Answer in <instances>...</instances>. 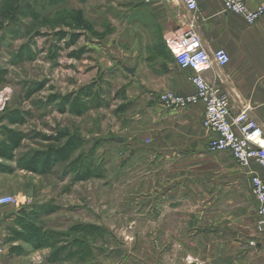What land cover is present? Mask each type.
<instances>
[{
    "label": "rangeland",
    "instance_id": "rangeland-1",
    "mask_svg": "<svg viewBox=\"0 0 264 264\" xmlns=\"http://www.w3.org/2000/svg\"><path fill=\"white\" fill-rule=\"evenodd\" d=\"M146 4L0 0V119L15 110L26 119L0 123V133L8 125L26 135L18 158L72 137L82 143L48 172L0 159L12 168L0 172V192L18 199L0 206V264H201L179 245L195 225L186 186L205 185L212 169L204 162L191 171L173 157L166 162L153 143L150 102L179 93L153 92L144 81L143 67L159 64L143 55L146 39L157 36ZM71 101L89 109L76 115ZM86 169L90 178L81 180ZM34 210L52 247L31 250L11 240V229H21L19 220ZM78 223L102 228L89 240L92 257L71 254L80 249L72 244ZM17 245L27 252L10 256ZM60 246L62 260H48Z\"/></svg>",
    "mask_w": 264,
    "mask_h": 264
},
{
    "label": "crops",
    "instance_id": "crops-1",
    "mask_svg": "<svg viewBox=\"0 0 264 264\" xmlns=\"http://www.w3.org/2000/svg\"><path fill=\"white\" fill-rule=\"evenodd\" d=\"M197 3L196 27L204 47L210 53L225 49L231 57L225 67L214 64L205 77L227 93L233 116L248 108L264 132V15L251 24L244 16L225 11L223 0ZM249 5L257 8L264 0H249ZM146 10L157 36L145 38L143 55L159 63L143 67L149 71L144 78L147 88L193 94V71L177 64L166 41L179 35L189 18L185 6L180 0H149ZM154 70L158 74H152ZM149 107L153 118L149 132L166 162L173 157L175 164L189 162L191 171L204 162L212 169L205 185L186 186L192 201L190 220L195 225L189 236L182 235L180 248L201 264H264V232L256 230L259 202L251 185L253 174L263 176L264 168L255 162L241 166L230 151L209 149L217 134L203 126V104L168 106L152 100Z\"/></svg>",
    "mask_w": 264,
    "mask_h": 264
},
{
    "label": "built area",
    "instance_id": "built-area-1",
    "mask_svg": "<svg viewBox=\"0 0 264 264\" xmlns=\"http://www.w3.org/2000/svg\"><path fill=\"white\" fill-rule=\"evenodd\" d=\"M180 2L185 6L189 18L182 25L180 34L166 41L177 64L182 69L193 71L190 82L195 92L190 95L165 92L162 95L163 103L168 106L203 104L205 109L203 126L206 130L217 134V137L210 141L209 149L214 152L230 151L235 161L241 166L249 167L255 162L264 168L263 128L250 115L248 108L233 116L227 93L209 82L204 74L214 64L221 67L227 66L231 60L230 54L222 48L212 53L206 50L196 27L197 0H180ZM223 4L225 11L242 15L251 24L264 15V5L251 8L249 0H223ZM2 103L3 100L0 98V105ZM252 185L259 202L256 230L264 232V175L253 174ZM17 203L18 199L15 195L0 192V206Z\"/></svg>",
    "mask_w": 264,
    "mask_h": 264
},
{
    "label": "trees",
    "instance_id": "trees-1",
    "mask_svg": "<svg viewBox=\"0 0 264 264\" xmlns=\"http://www.w3.org/2000/svg\"><path fill=\"white\" fill-rule=\"evenodd\" d=\"M69 108L70 111L76 115H82L89 109L87 103L81 104L75 101L69 103ZM4 121H7L10 125L19 123L23 124L26 122V119L23 114H20L18 110H15L2 116L0 123ZM1 135L0 159L10 161L18 160L22 168L34 172H48L53 169L57 163L68 161L72 154L82 145L78 139L72 137L68 138L60 147H49L46 150L35 151L30 155H24L18 158L17 150L22 146L26 135L22 131L16 130L8 125L1 128ZM11 170L12 168L10 166L0 162V172H10ZM87 178H90L88 169L82 173L80 179L85 180ZM39 208L43 209L45 208V205H42ZM37 212L38 211L35 210L30 211L27 213L30 217L29 219L24 217V219L19 220L18 223L20 224L21 229H11L13 233L11 240H22L30 245L31 250L52 247V243H49L51 237L49 235L50 233L45 232L43 227L36 223L41 215V213ZM71 230L78 234V236L74 238L72 244L75 245L76 248H80L77 249L78 251L71 252V254L77 255L80 250H84L87 256L92 257L93 252L89 245V240H91L93 236L101 234L102 228L95 224L78 223L72 226ZM65 250L66 247L64 246L54 249L48 256V260L52 262H60ZM26 252L27 249L17 245L11 248L9 255H21Z\"/></svg>",
    "mask_w": 264,
    "mask_h": 264
}]
</instances>
